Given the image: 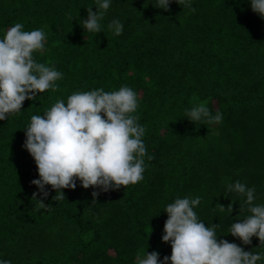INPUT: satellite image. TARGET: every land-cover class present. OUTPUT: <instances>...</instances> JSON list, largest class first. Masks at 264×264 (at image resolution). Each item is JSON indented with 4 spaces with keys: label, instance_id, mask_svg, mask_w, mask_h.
Segmentation results:
<instances>
[{
    "label": "trees",
    "instance_id": "trees-1",
    "mask_svg": "<svg viewBox=\"0 0 264 264\" xmlns=\"http://www.w3.org/2000/svg\"><path fill=\"white\" fill-rule=\"evenodd\" d=\"M111 0L101 33H86L82 19L95 0H0V39L11 26L43 28L44 52L37 62L63 74L51 89L25 100L21 111L0 121V260L11 264H136L137 254L156 251L170 257L162 242L166 205L197 196L194 208L206 226L219 224L218 240L245 251L264 253L259 239L250 245L228 234L230 224L250 213L246 197L226 190L239 180L255 188V204H264V19L250 0H191L190 9L170 0ZM71 13L73 21L68 19ZM118 19L119 36L108 29ZM129 86L138 93L134 113L145 127L144 179L126 188L102 192L63 189L54 201L50 185L44 203L34 209L31 184L39 179L34 159L23 147L32 115H43L57 99L76 91ZM207 101L220 123L197 125L186 109ZM93 191L99 192L92 204ZM38 199L41 195H38ZM221 212L217 204L227 208ZM170 264V261H169ZM264 264V259L257 262Z\"/></svg>",
    "mask_w": 264,
    "mask_h": 264
},
{
    "label": "clouds",
    "instance_id": "clouds-1",
    "mask_svg": "<svg viewBox=\"0 0 264 264\" xmlns=\"http://www.w3.org/2000/svg\"><path fill=\"white\" fill-rule=\"evenodd\" d=\"M96 11L87 7V19H82L86 33H101L102 24L111 0H95ZM180 6L195 12L191 0H176ZM170 0H157V8L169 10ZM251 10L264 19V0H250ZM68 19L73 21L71 13ZM108 29L114 35L123 33V24L113 19ZM47 33L43 28L24 30L23 23H15L0 39V121L18 114L25 100H35L38 94L51 89L57 91L56 83L63 74L54 66L37 62L34 53L44 52ZM139 107L138 93L129 86L116 91L98 88L90 91H76L67 98L57 99L43 115H32L25 129L23 147L29 152L38 169L39 179H34L39 193L32 194L34 209H47L44 203L49 196L45 189L50 185L56 195L52 200H65L63 189H75L76 181L84 189L92 187L102 192L126 188L144 179L147 149L143 142L145 127L135 115ZM187 119L201 124L220 123L223 114L215 115L207 107V101L194 103L186 109ZM150 161L153 156L147 155ZM226 190L241 197L250 215L230 224L228 234L238 238L242 244L250 245L255 236L259 247L264 246V204H255V188L247 187L237 180L227 185ZM99 192L93 191L92 204ZM38 195L41 198L38 199ZM201 203V197L176 198L166 205L162 242L170 243L171 256L161 261L159 253L152 251L137 254L136 264H257L264 259V253L245 251L243 247L226 239L218 240L219 224L206 226L194 211ZM221 212L233 211V204L227 208L217 204ZM0 264H11L0 260Z\"/></svg>",
    "mask_w": 264,
    "mask_h": 264
}]
</instances>
